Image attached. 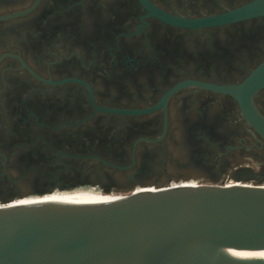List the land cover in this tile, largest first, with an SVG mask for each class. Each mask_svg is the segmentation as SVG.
<instances>
[{"label": "flooded vegetation", "instance_id": "1", "mask_svg": "<svg viewBox=\"0 0 264 264\" xmlns=\"http://www.w3.org/2000/svg\"><path fill=\"white\" fill-rule=\"evenodd\" d=\"M255 2L0 0V204L264 181Z\"/></svg>", "mask_w": 264, "mask_h": 264}, {"label": "water", "instance_id": "2", "mask_svg": "<svg viewBox=\"0 0 264 264\" xmlns=\"http://www.w3.org/2000/svg\"><path fill=\"white\" fill-rule=\"evenodd\" d=\"M255 2L232 14H253ZM264 63L238 100L264 139L252 101ZM171 184V183H170ZM165 184L100 203L0 204V264H264V184Z\"/></svg>", "mask_w": 264, "mask_h": 264}, {"label": "bare ground", "instance_id": "3", "mask_svg": "<svg viewBox=\"0 0 264 264\" xmlns=\"http://www.w3.org/2000/svg\"><path fill=\"white\" fill-rule=\"evenodd\" d=\"M182 184L183 183L175 184V185H182ZM117 196L118 195L39 198V199H33L25 203H31L36 201H55V202H64V203H75V204H92V203L110 201L117 198ZM25 203H18V204H25Z\"/></svg>", "mask_w": 264, "mask_h": 264}, {"label": "rangeland", "instance_id": "4", "mask_svg": "<svg viewBox=\"0 0 264 264\" xmlns=\"http://www.w3.org/2000/svg\"><path fill=\"white\" fill-rule=\"evenodd\" d=\"M230 182H232V181L217 182V183L221 184V183H230ZM239 182L248 183V184H264V181H239ZM166 184H170V183H166ZM175 184H180V183H171L170 185H175ZM153 187H157V185L156 186H153ZM120 195H123V194H120ZM16 199H20V198H16ZM16 199H10V200L11 201H14Z\"/></svg>", "mask_w": 264, "mask_h": 264}]
</instances>
